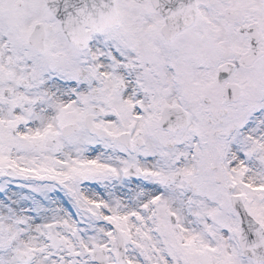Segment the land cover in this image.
I'll list each match as a JSON object with an SVG mask.
<instances>
[{"label":"snow or ice","instance_id":"6c2138e0","mask_svg":"<svg viewBox=\"0 0 264 264\" xmlns=\"http://www.w3.org/2000/svg\"><path fill=\"white\" fill-rule=\"evenodd\" d=\"M0 264H264V0H0Z\"/></svg>","mask_w":264,"mask_h":264}]
</instances>
